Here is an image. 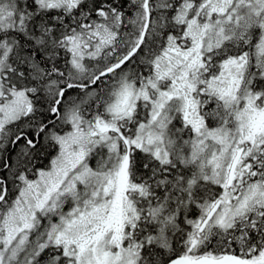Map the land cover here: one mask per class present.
<instances>
[{"label":"snow or ice","instance_id":"1","mask_svg":"<svg viewBox=\"0 0 264 264\" xmlns=\"http://www.w3.org/2000/svg\"><path fill=\"white\" fill-rule=\"evenodd\" d=\"M0 264H264V0H0Z\"/></svg>","mask_w":264,"mask_h":264}]
</instances>
